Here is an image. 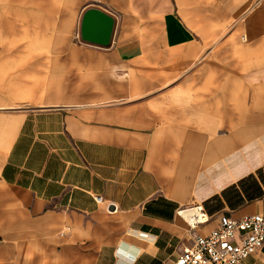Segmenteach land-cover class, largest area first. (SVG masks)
Listing matches in <instances>:
<instances>
[{
  "label": "crops",
  "instance_id": "crops-1",
  "mask_svg": "<svg viewBox=\"0 0 264 264\" xmlns=\"http://www.w3.org/2000/svg\"><path fill=\"white\" fill-rule=\"evenodd\" d=\"M255 214L264 0H0V264H176Z\"/></svg>",
  "mask_w": 264,
  "mask_h": 264
},
{
  "label": "built area",
  "instance_id": "built-area-1",
  "mask_svg": "<svg viewBox=\"0 0 264 264\" xmlns=\"http://www.w3.org/2000/svg\"><path fill=\"white\" fill-rule=\"evenodd\" d=\"M102 203L103 198L98 196ZM111 212L118 211L115 205H108ZM203 216L201 207H196ZM198 218L192 228L208 222ZM264 246V214L248 215L242 218L222 216L219 226L210 234L198 236L193 245L179 255L176 264H240Z\"/></svg>",
  "mask_w": 264,
  "mask_h": 264
},
{
  "label": "water",
  "instance_id": "water-1",
  "mask_svg": "<svg viewBox=\"0 0 264 264\" xmlns=\"http://www.w3.org/2000/svg\"><path fill=\"white\" fill-rule=\"evenodd\" d=\"M91 12H92V11H91ZM91 12H89V13L86 15V17L84 18V20H83V24H86V23H87V17H88L89 14H91ZM94 13H97V12L95 11ZM97 14H98V13H97ZM85 27H86V25H85ZM85 27L82 29V37H83V39H86V38H87L86 40H90L88 34H86ZM112 33H113V25L111 24V25L109 26L108 32L102 37L103 40L101 39L100 42H102V44H104V45H108V44L111 42ZM104 38H105V39H104Z\"/></svg>",
  "mask_w": 264,
  "mask_h": 264
},
{
  "label": "bare ground",
  "instance_id": "bare-ground-1",
  "mask_svg": "<svg viewBox=\"0 0 264 264\" xmlns=\"http://www.w3.org/2000/svg\"><path fill=\"white\" fill-rule=\"evenodd\" d=\"M187 217V219L193 224L196 219L201 218L204 219L205 216L201 214V212L198 209H193L190 211H186L183 213Z\"/></svg>",
  "mask_w": 264,
  "mask_h": 264
}]
</instances>
